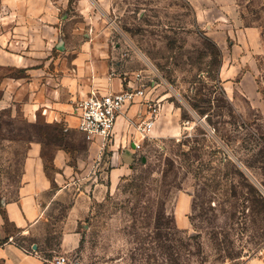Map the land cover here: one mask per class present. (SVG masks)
<instances>
[{"label": "rangeland", "instance_id": "1", "mask_svg": "<svg viewBox=\"0 0 264 264\" xmlns=\"http://www.w3.org/2000/svg\"><path fill=\"white\" fill-rule=\"evenodd\" d=\"M58 15L59 59L87 33L117 72L142 73L160 113L115 167L78 129L84 95L53 122L28 100L0 104V204L17 197L33 143L51 181L27 242L70 264L264 258V214L251 216L244 179L264 195V0H69ZM138 108L140 121L147 106Z\"/></svg>", "mask_w": 264, "mask_h": 264}, {"label": "crops", "instance_id": "2", "mask_svg": "<svg viewBox=\"0 0 264 264\" xmlns=\"http://www.w3.org/2000/svg\"><path fill=\"white\" fill-rule=\"evenodd\" d=\"M68 1L0 0V104L28 100L32 110L43 112L47 121L53 122L72 111L74 101L92 90L119 91L127 87V79L132 76L117 72L99 41L89 39L87 33V38L70 46L74 47L71 56L58 58L54 51L60 30L58 14ZM84 8L91 10L86 4ZM79 32L76 26L73 33ZM59 60H69V70L60 67ZM138 105L125 106L116 124V144L102 147L88 140L98 154L110 152L109 160L115 167L129 164L138 150L132 144L126 145L128 138L141 137L139 132L135 134V128L128 127L129 118L136 120L140 114ZM30 148L17 197L0 204V264H54L43 257L38 244L26 240L43 216L42 195L51 185L40 144L33 143ZM62 154L57 152L55 162ZM249 263L264 264V258H254Z\"/></svg>", "mask_w": 264, "mask_h": 264}, {"label": "built area", "instance_id": "3", "mask_svg": "<svg viewBox=\"0 0 264 264\" xmlns=\"http://www.w3.org/2000/svg\"><path fill=\"white\" fill-rule=\"evenodd\" d=\"M142 79V73L137 72L127 79L124 89L105 92L92 90L76 103L74 111L78 117V129L87 140L97 141L102 147L116 144V124L125 106L139 103L147 106L145 117L140 121L129 118L128 127L137 129L142 136L140 140L128 138L126 145L141 148L142 141L150 135L160 113L159 101L147 97ZM51 261L54 264H70L65 255L56 256Z\"/></svg>", "mask_w": 264, "mask_h": 264}, {"label": "trees", "instance_id": "4", "mask_svg": "<svg viewBox=\"0 0 264 264\" xmlns=\"http://www.w3.org/2000/svg\"><path fill=\"white\" fill-rule=\"evenodd\" d=\"M240 175L243 176V173H240ZM244 179H246V186L248 188V200L251 203V216H253L254 219L261 218L262 214H264V195L260 189L249 180V178L244 176ZM262 184L264 185V181ZM233 196L235 195L233 194Z\"/></svg>", "mask_w": 264, "mask_h": 264}, {"label": "water", "instance_id": "5", "mask_svg": "<svg viewBox=\"0 0 264 264\" xmlns=\"http://www.w3.org/2000/svg\"><path fill=\"white\" fill-rule=\"evenodd\" d=\"M37 247V245H35V248ZM75 264H79V263H75Z\"/></svg>", "mask_w": 264, "mask_h": 264}, {"label": "bare ground", "instance_id": "6", "mask_svg": "<svg viewBox=\"0 0 264 264\" xmlns=\"http://www.w3.org/2000/svg\"><path fill=\"white\" fill-rule=\"evenodd\" d=\"M142 136V135H141Z\"/></svg>", "mask_w": 264, "mask_h": 264}]
</instances>
